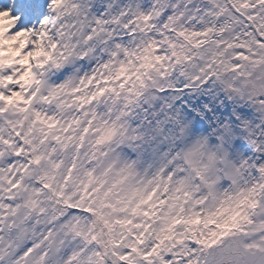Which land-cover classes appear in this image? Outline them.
<instances>
[{
	"label": "snow or ice",
	"instance_id": "obj_1",
	"mask_svg": "<svg viewBox=\"0 0 264 264\" xmlns=\"http://www.w3.org/2000/svg\"><path fill=\"white\" fill-rule=\"evenodd\" d=\"M0 264H264V0H0Z\"/></svg>",
	"mask_w": 264,
	"mask_h": 264
}]
</instances>
